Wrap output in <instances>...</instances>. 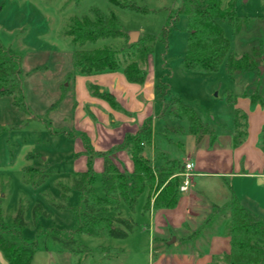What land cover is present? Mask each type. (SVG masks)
Masks as SVG:
<instances>
[{"label": "rangeland", "instance_id": "obj_1", "mask_svg": "<svg viewBox=\"0 0 264 264\" xmlns=\"http://www.w3.org/2000/svg\"><path fill=\"white\" fill-rule=\"evenodd\" d=\"M229 1L222 0L223 6ZM119 2L145 7L148 12L124 8ZM234 2L239 15L264 16V0ZM180 5L181 0H80L78 3L74 0H0V42L21 58L20 77L27 106L26 110L19 109L13 104V96L0 97L2 218L5 225H12L18 208L22 206L27 224L19 237L12 236L6 229H0V233H5L3 235L6 239L15 242H37L32 264H156L159 245L167 251H174L170 241L164 243L157 239L162 235L159 236L154 230L150 216L144 211L149 191L137 199L133 211L124 203L121 205L122 216L136 223L134 231L127 238L107 235L92 237L74 232L78 219L73 214V209L81 210L83 207L82 198L74 188L75 174L88 169L91 160L95 170L96 165L98 166L96 160L102 159L103 168L104 159L92 155L88 150L93 148L91 142L97 126L112 132L115 128L112 123L115 116L105 107L92 102L95 97L92 86L99 85L98 76L101 75H81L74 68L73 51L76 46L66 32L71 18L91 17L92 10L98 9L105 14H114L128 35L138 32L139 38H156L145 72L148 81L153 79L156 86L162 81L169 92L165 99L144 101L145 107L142 110L149 109L146 106L148 103L152 104L153 114L149 118L153 119L156 145L173 158L183 160L184 155L179 150L189 124L165 113L168 102L173 97L182 99L196 110L204 123L226 133L233 128L236 109L235 103L226 102V95L243 90L249 93L263 91L264 77L263 84L257 86V76L254 75L243 77L242 80L231 79L226 74L224 64L217 72L212 73L184 69L181 61L187 47V18L180 16L175 25L169 28L166 38L163 37L170 17ZM220 24L232 43V49L238 52L248 46L252 36L261 37L260 34H264V20L255 22L256 28L239 38L234 35L229 23ZM260 25L262 33L258 32ZM125 45L124 40L101 39L86 44L83 49L109 47L121 50ZM116 73L123 74L121 70ZM114 84L120 86L118 82ZM123 84L125 86L119 89L131 93L142 86L135 84L138 87L132 86L131 90L128 86L134 85L133 83L125 80ZM98 87L109 91L106 85ZM128 96L130 94L126 95ZM103 105L120 111L125 116L131 114L122 99L117 107H112L108 101ZM132 114L138 117L140 113L134 111ZM171 127L180 131L176 132ZM93 150L95 151L94 148ZM115 154L112 155L113 158ZM148 154L153 157L152 149L148 150ZM118 162L121 171H133L125 162L120 159ZM27 167L35 168L31 174L46 170L50 171V175L40 185L27 184L25 179L31 177V174L25 173ZM101 175L102 173H96L94 187L102 195ZM63 187L68 188L66 197ZM221 200L224 208L203 211L206 220L198 228L193 226L196 228L195 234L204 229L230 230V211L225 205L226 199ZM37 204L43 207L46 216L35 222L33 209ZM63 205L64 208L59 207ZM152 211L153 209L150 213ZM214 218L217 219L215 224L210 225L209 222ZM169 228L174 230L175 227ZM169 228L164 229L165 234ZM54 229L60 230L63 238L73 237L77 241L75 251L64 250L53 240ZM175 233L180 234V231ZM257 244L264 248V241H258ZM0 264H7L1 252Z\"/></svg>", "mask_w": 264, "mask_h": 264}, {"label": "trees", "instance_id": "obj_2", "mask_svg": "<svg viewBox=\"0 0 264 264\" xmlns=\"http://www.w3.org/2000/svg\"><path fill=\"white\" fill-rule=\"evenodd\" d=\"M74 1L78 3L80 0ZM119 5L131 10L148 12L145 7L127 2H119ZM180 16L187 18L188 30L186 54L181 61L184 69L197 73H212L217 72L224 64L226 74L231 79L242 80L243 77L254 75L257 76L256 85L263 84L264 71L262 72L261 68H264V34H260L261 37L252 36L248 46L238 52L232 49V43L226 37L220 22L229 23L234 35L239 38L247 31H253L256 28L254 23L262 22L264 16L239 15L234 0H230L226 6H223L222 0H181V5L170 17L169 26L163 32L164 38ZM258 32L262 33L261 25ZM66 33L76 46L73 51V66L81 75L92 76L121 70L130 83L139 85L145 83L147 79L145 67L152 54L155 37H140L136 43L129 44V35L116 16L112 13L105 14L98 9L92 10L91 17L71 18ZM101 39L124 40L126 45L121 50L109 47L83 49L86 44ZM20 62L21 58L0 42V97L13 96L14 106L26 110ZM92 88L95 95L106 99L114 107L118 106L111 94L99 93L97 86ZM168 92L163 82L159 81L156 86L158 99H165ZM226 96V102L233 104L240 95L228 93ZM243 96L249 97L253 103L264 102V90H257L254 93L244 91ZM165 113L171 118L187 121L189 133L198 139L204 135L215 134L214 127L204 123L196 110L180 98L173 97L168 102ZM246 127V114L236 111L235 145L242 142ZM179 131L180 129L176 132ZM149 149H152V158L148 154ZM123 150L133 161L131 173L121 171L112 159L113 154ZM88 152L104 159L101 175L102 195L94 187L96 172L91 160L88 169L76 173L74 178V188L79 192L83 203L81 210L73 209V214L78 219L75 233L92 237L107 235L120 239L127 238L134 231L136 223L122 216L121 205L124 203L133 211L137 199L146 191H149V197L144 205L145 213L152 209H173L178 204L179 187L182 183L180 175L185 170L186 161L173 158L156 145L152 118L146 119L135 134H127L120 145L109 151L96 152L90 147ZM180 152L184 155L181 148ZM33 170L35 168L27 167L25 173L29 175ZM38 171L25 179L27 184L40 185L50 175V171ZM63 189L66 197L68 188ZM59 207L64 208V205ZM228 208L231 221L230 252L216 257L211 264H264V248L257 244L258 241H264V219L244 207L235 195L232 196ZM110 212L113 214L110 215ZM33 215L36 222L40 217L46 216V213L43 207L37 204L33 209ZM26 225L22 206L18 208L13 224L5 225L0 205L1 230H9L12 236L19 237ZM3 234L5 233H0V252L7 264H32L38 243L11 241ZM52 238L62 249L75 251L77 241L73 237L65 239L60 230L54 229Z\"/></svg>", "mask_w": 264, "mask_h": 264}, {"label": "crops", "instance_id": "obj_3", "mask_svg": "<svg viewBox=\"0 0 264 264\" xmlns=\"http://www.w3.org/2000/svg\"><path fill=\"white\" fill-rule=\"evenodd\" d=\"M106 74L109 75L99 74L101 75L98 76L99 85L93 86L106 85L109 91L100 90L98 87L99 93L111 94L118 106L122 99L131 114L134 111L140 114L138 117H134L133 114L125 116L120 111L111 110L103 105L106 99L94 94L92 102L99 107H105L115 116L112 122L115 128L112 132L100 125L94 130L95 136L92 137L91 145L97 152L109 151L120 145L127 134H135L153 114L151 103L146 105L149 109L142 110L145 107L144 101L152 102L158 99L153 79L152 81L146 79L142 86L136 84L141 86V89L133 90L134 92L131 93L119 89L125 86L123 81L127 79L124 74L116 72ZM114 82H118L120 86L117 87ZM136 85H129L128 88L132 90V86L138 87ZM243 93L244 90L233 93L240 95L234 102L235 112L239 111L247 116V127L240 144H234V124L226 133L214 128V136L204 135L198 139L189 131L185 134L186 137L180 148L184 151L183 161L194 164L191 185L186 192L179 194L175 208L147 213L151 224H154V230L159 236H163L157 237L160 242L167 243L175 239V242L170 244L174 251H167L159 245L156 264H211L216 257L229 253V230L225 232L218 229L214 231L201 229L200 233L195 234L196 228H193V226L198 228L206 220L203 211L224 208L221 199H226L227 204H224L228 207L232 196L235 195L244 207L264 219V102L253 103L249 97L243 96ZM127 94L130 96L126 97ZM118 159L125 162L132 170L133 164L126 152L119 151L114 155L113 161L119 167ZM97 162L95 172L102 173V159L96 160ZM213 184L216 187H211ZM216 220L214 218L209 224L214 225ZM172 226L175 227L174 230L169 228ZM166 228H169L167 234L164 231ZM176 231H180V234H176Z\"/></svg>", "mask_w": 264, "mask_h": 264}, {"label": "built area", "instance_id": "obj_4", "mask_svg": "<svg viewBox=\"0 0 264 264\" xmlns=\"http://www.w3.org/2000/svg\"><path fill=\"white\" fill-rule=\"evenodd\" d=\"M193 171H194V164L192 162L186 161L185 170L180 175L182 177V183L179 187L180 193L186 192L189 189L191 185L192 177L194 175Z\"/></svg>", "mask_w": 264, "mask_h": 264}, {"label": "water", "instance_id": "obj_5", "mask_svg": "<svg viewBox=\"0 0 264 264\" xmlns=\"http://www.w3.org/2000/svg\"><path fill=\"white\" fill-rule=\"evenodd\" d=\"M138 39H139V33L138 32H133V33H131L130 35H129V41H128V43L129 44H134V43H136L137 41H138ZM261 70H262V72L264 71V68L262 67L261 68ZM145 155V154H144ZM175 239H172V241H170V244L171 243H174L175 241H174Z\"/></svg>", "mask_w": 264, "mask_h": 264}]
</instances>
